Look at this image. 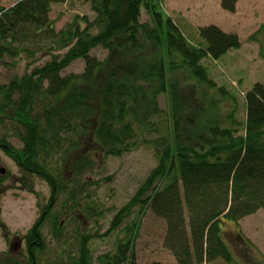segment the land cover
I'll return each instance as SVG.
<instances>
[{"label":"trees","instance_id":"obj_1","mask_svg":"<svg viewBox=\"0 0 264 264\" xmlns=\"http://www.w3.org/2000/svg\"><path fill=\"white\" fill-rule=\"evenodd\" d=\"M65 1L0 5V60L21 52L47 57L0 83V122L9 118L21 142L18 148L0 135V149L16 163L29 191L33 177L44 180L51 191L44 214L24 235L23 264H36L35 251L44 248L45 220L56 239L69 220L63 219L68 212L53 211L52 203L65 187L61 176L67 158L73 176L79 177L98 157L121 156L141 145L151 146L156 164L101 234L123 233L114 250L93 259L89 242L100 235L79 233L75 251L70 249L57 264H136L134 245L144 209L164 220V246L178 264L218 258L232 262L222 223L237 222L264 207V80L244 93L243 119L235 109L216 112L215 98L207 90L218 87L203 60H216L238 48V36L210 24L198 26L197 39L190 38L171 17L163 16L154 0H89L91 20L75 16L56 30L51 6ZM233 3L222 0V7L232 11ZM142 8L149 22L140 20ZM99 48L106 51L103 58L93 53ZM114 58L123 59V74L111 69ZM79 59L82 71L65 73ZM182 70L202 89L208 99L203 108L209 111L198 112L187 143L177 139L182 106L174 75ZM163 94L168 95L167 109L160 104ZM85 145H90L88 151ZM67 195L81 205L76 191ZM86 208L93 216L87 220L95 227L104 211ZM0 264L18 263L0 258Z\"/></svg>","mask_w":264,"mask_h":264},{"label":"rangeland","instance_id":"obj_2","mask_svg":"<svg viewBox=\"0 0 264 264\" xmlns=\"http://www.w3.org/2000/svg\"><path fill=\"white\" fill-rule=\"evenodd\" d=\"M16 1L0 0V5L9 7ZM154 2L158 4L163 16L171 17L190 38L197 39L198 26L210 24L238 36L240 40L238 48L228 50L216 60L205 59L203 64L215 86L223 88L222 93L217 92L218 88L216 90L215 87L207 90V95L215 98L216 112L225 113L235 109L237 118L243 119L244 93L255 82L264 80V0H233L232 11L222 7V0H154ZM75 16H85L88 20L94 17L89 0H66L51 6L50 17L56 30ZM140 20L148 22L150 20L144 8L141 9ZM80 25L83 27L84 23L81 22ZM93 53L100 58L106 55V51L101 48L94 50ZM45 59L47 57L40 53L29 56L23 52L13 59L7 57L1 59L0 83L21 76L33 64H39ZM122 62L123 59L114 58L109 63L111 69L120 70L119 73L123 74ZM83 65L80 59L76 60L65 69V73L80 72ZM174 78L182 106V112L178 117L177 139L180 143H187L189 139L186 140V135L189 130L193 132L198 112L204 110L201 114L209 115V111L203 108L208 106V99L202 94V89L189 78L187 71L176 73ZM160 104L164 109L168 108L167 94L160 96ZM5 115L9 117L10 111H6ZM14 132L15 127L10 123V119H2L0 135L6 136L10 143L19 148L21 142L13 135ZM89 146L85 145L87 151ZM70 162L72 161L68 157L61 176L65 187L52 199L53 211H67V216L63 219L69 220H65L66 225L57 239L51 233L49 220L43 222L41 237L44 248L42 251H35L36 264L60 262L70 249L75 251L76 236L79 233L97 232L100 235L89 242L93 259L104 251L114 250L116 239L122 238L123 233L116 230L110 235L101 234L108 228L113 214L132 196L137 186L156 164V159L151 146L141 145L121 156H104L103 159L98 157L94 167L89 171L85 170L79 177L73 176L69 168ZM20 174L16 163L0 149V258L16 260L18 264H23L27 257L24 235L44 214L45 205L51 199V191L46 182L39 177L31 178L33 189L29 191L21 181ZM70 191H76L80 206L69 198L67 194ZM87 205L104 211L95 227L87 220L90 210H87ZM71 217H76L77 220L74 221ZM221 232L233 261L225 262L218 258L200 264H264V207L237 222L224 221ZM164 236V220L150 210L144 209L134 245L136 264L152 262L178 264L165 248ZM20 240L21 242L17 244Z\"/></svg>","mask_w":264,"mask_h":264},{"label":"flooded vegetation","instance_id":"obj_3","mask_svg":"<svg viewBox=\"0 0 264 264\" xmlns=\"http://www.w3.org/2000/svg\"><path fill=\"white\" fill-rule=\"evenodd\" d=\"M21 242V240L19 242H17V244H19Z\"/></svg>","mask_w":264,"mask_h":264},{"label":"water","instance_id":"obj_4","mask_svg":"<svg viewBox=\"0 0 264 264\" xmlns=\"http://www.w3.org/2000/svg\"><path fill=\"white\" fill-rule=\"evenodd\" d=\"M1 172H3V170L1 169Z\"/></svg>","mask_w":264,"mask_h":264}]
</instances>
